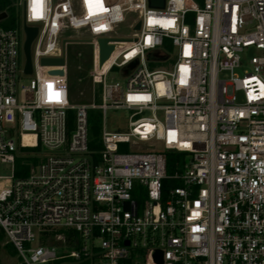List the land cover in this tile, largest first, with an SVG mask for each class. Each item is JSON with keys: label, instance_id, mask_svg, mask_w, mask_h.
Wrapping results in <instances>:
<instances>
[{"label": "built area", "instance_id": "2783aa9c", "mask_svg": "<svg viewBox=\"0 0 264 264\" xmlns=\"http://www.w3.org/2000/svg\"><path fill=\"white\" fill-rule=\"evenodd\" d=\"M19 6L21 26L0 28V162L11 171L0 176V228L23 264H264V0ZM128 22L134 33L118 35ZM24 24L38 28L29 85L20 83ZM83 29L95 47L93 99L76 104L66 47L84 39L63 36ZM101 39L131 41L99 70ZM248 50L257 54L246 63ZM63 55L65 75L45 76L42 60ZM115 69L122 84L109 82ZM110 111L127 115L125 131L108 130ZM39 145L53 154L16 178L21 150ZM169 153L186 156L171 174Z\"/></svg>", "mask_w": 264, "mask_h": 264}, {"label": "rangeland", "instance_id": "374dc122", "mask_svg": "<svg viewBox=\"0 0 264 264\" xmlns=\"http://www.w3.org/2000/svg\"><path fill=\"white\" fill-rule=\"evenodd\" d=\"M15 16H18L19 20L17 23V27H19L23 22V10L22 7L19 6V0H16L15 3ZM127 19L132 20L136 19L135 15H127ZM126 26H122L118 35L120 36H131L134 33V30L129 24ZM11 24V19L6 18L0 22V28L9 29ZM63 38H76V39H89V33L87 30H67L63 36ZM95 47L92 44H70L66 47V55H67V68H68V81L70 84V92H71V100L73 103H88L93 99V84L91 82L90 73L93 68V60H95ZM257 53L254 50L246 51L244 55V62H248L253 56ZM174 55V54H173ZM172 55V56H173ZM23 53L21 57V69H23ZM161 67V66H159ZM101 70V69H99ZM32 77L25 76L23 74L20 75V83L22 85H29ZM124 78L120 70L115 69L113 74L109 77L110 83H123ZM100 103V101H98ZM99 112V122H100V131L102 133L104 118L102 113ZM145 115L150 116L151 113L147 112ZM127 125V115L123 111H110L107 117V127L109 131H117L120 127L121 131H125ZM43 154L51 155L52 152L43 151ZM186 157V156H185ZM189 158V157H188ZM11 174L10 167L2 164L0 162V176H8ZM143 200V198H141ZM141 200V202H142ZM72 230L59 229L57 233H63L68 235V233ZM54 237V233L48 235V237ZM45 239L43 235L42 240ZM54 239V238H53ZM53 240H51L52 242ZM6 243H4V246ZM78 250L73 247H61V251H71ZM0 262L2 264H23L22 259L18 255L11 254L5 247L0 251Z\"/></svg>", "mask_w": 264, "mask_h": 264}, {"label": "trees", "instance_id": "16d2710c", "mask_svg": "<svg viewBox=\"0 0 264 264\" xmlns=\"http://www.w3.org/2000/svg\"><path fill=\"white\" fill-rule=\"evenodd\" d=\"M16 0H0V14L6 13L7 18L10 17L11 24L9 29H16L18 23V16H15V5ZM104 67V66H103ZM102 67V69H103ZM74 117L75 114L73 111H70L68 113V123L69 128L72 129L74 124ZM89 135H90V149L91 151L97 152L102 149V143H101V131H100V122H99V112L91 111L89 113ZM33 137L26 136L25 137V143L32 144L33 143ZM23 153L20 154L16 159L15 164V175L16 178H24L27 177L30 173V170L33 166L38 165L40 162V158L38 155L42 153V148L39 145L36 148H24L21 150ZM185 161V154L180 153H169L168 154V172L171 174L176 169L181 168L182 164ZM176 186V183L174 182H165V188ZM78 234H76L74 231H70L67 235L68 239H72L73 237H77ZM4 243H6V236L4 231L0 228V251L5 247L11 254L17 255L16 251L10 244H6L4 246ZM0 264H2L0 262Z\"/></svg>", "mask_w": 264, "mask_h": 264}, {"label": "water", "instance_id": "95a60500", "mask_svg": "<svg viewBox=\"0 0 264 264\" xmlns=\"http://www.w3.org/2000/svg\"><path fill=\"white\" fill-rule=\"evenodd\" d=\"M164 0H152V5L162 6ZM7 18L6 13L0 14V22ZM140 26L138 25L136 29L138 30ZM24 44H23V57H24V68L23 74L25 76L33 75V65H32V45L38 35V28L33 26H28L24 24ZM131 40L125 39H101L98 42V67L102 69L105 63L109 60L111 55L120 47L127 44ZM87 40H73V44H85L88 43ZM42 70L45 76H64L65 75V55L62 58L57 59H44L42 60Z\"/></svg>", "mask_w": 264, "mask_h": 264}]
</instances>
